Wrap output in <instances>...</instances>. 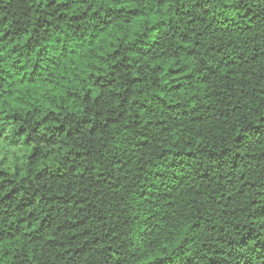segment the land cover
<instances>
[{"label":"trees","instance_id":"obj_1","mask_svg":"<svg viewBox=\"0 0 264 264\" xmlns=\"http://www.w3.org/2000/svg\"><path fill=\"white\" fill-rule=\"evenodd\" d=\"M0 264H264V0H0Z\"/></svg>","mask_w":264,"mask_h":264}]
</instances>
